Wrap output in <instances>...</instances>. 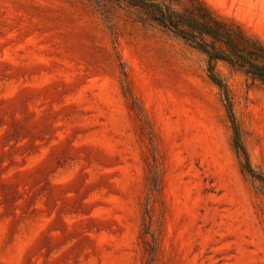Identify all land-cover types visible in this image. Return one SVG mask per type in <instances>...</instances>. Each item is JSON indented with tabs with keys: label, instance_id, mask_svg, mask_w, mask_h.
<instances>
[{
	"label": "rangeland",
	"instance_id": "obj_1",
	"mask_svg": "<svg viewBox=\"0 0 264 264\" xmlns=\"http://www.w3.org/2000/svg\"><path fill=\"white\" fill-rule=\"evenodd\" d=\"M264 42V0H204ZM129 0H0V264H264V84ZM262 178V179H261Z\"/></svg>",
	"mask_w": 264,
	"mask_h": 264
},
{
	"label": "trees",
	"instance_id": "obj_2",
	"mask_svg": "<svg viewBox=\"0 0 264 264\" xmlns=\"http://www.w3.org/2000/svg\"><path fill=\"white\" fill-rule=\"evenodd\" d=\"M129 1L153 21L206 54L209 77L225 100L234 130L235 147L244 157V167L255 175L240 135L228 84L218 75L216 63L226 62L264 84V42L250 34L234 18L217 13L204 0Z\"/></svg>",
	"mask_w": 264,
	"mask_h": 264
}]
</instances>
